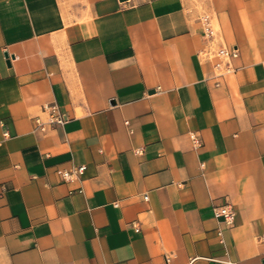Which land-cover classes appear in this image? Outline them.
I'll return each instance as SVG.
<instances>
[{"label":"crops","instance_id":"1","mask_svg":"<svg viewBox=\"0 0 264 264\" xmlns=\"http://www.w3.org/2000/svg\"><path fill=\"white\" fill-rule=\"evenodd\" d=\"M0 264H264V0H0Z\"/></svg>","mask_w":264,"mask_h":264},{"label":"built area","instance_id":"2","mask_svg":"<svg viewBox=\"0 0 264 264\" xmlns=\"http://www.w3.org/2000/svg\"><path fill=\"white\" fill-rule=\"evenodd\" d=\"M202 24L203 35L209 42H214L218 39V29L215 22L208 14H202L200 17ZM208 58L213 60V69L215 76H222L228 72L235 70L232 60L237 57L238 52L234 47H227L225 45H211L206 50ZM43 111L47 113L48 121L54 124H62L66 120V115L59 109L55 103L47 104L43 107ZM35 123L39 129H44V125L39 117L35 118ZM85 165L81 164L69 170L58 169L57 173L65 180L69 179L72 175L79 176L83 173ZM146 198V196H144ZM213 214L215 217L221 218L226 224L231 225L234 222L235 210L232 204L228 201L212 206Z\"/></svg>","mask_w":264,"mask_h":264}]
</instances>
